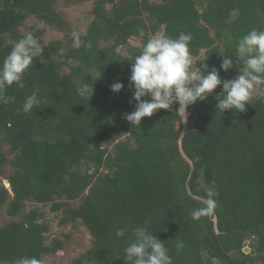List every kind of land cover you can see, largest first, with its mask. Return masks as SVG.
<instances>
[{
	"label": "trees",
	"instance_id": "trees-1",
	"mask_svg": "<svg viewBox=\"0 0 264 264\" xmlns=\"http://www.w3.org/2000/svg\"><path fill=\"white\" fill-rule=\"evenodd\" d=\"M93 1L82 45L63 53L62 40L44 44L40 29L35 37L44 47L42 56L25 73L24 87L6 88V102L0 101V176L6 175L13 191L11 196L0 177V206L7 203L9 215L22 216L0 223V264L23 256L43 264L44 256L63 252L65 239L48 242L45 213L23 212L27 200L51 203L63 225L81 220L87 227L92 245L71 264H125L124 248L137 226L164 242L172 264H207L212 257L221 264H264V85L244 112H216L212 94L185 108L191 128L184 129L178 103L134 128L125 119L135 107L129 103L132 61L124 59L138 55L149 36L176 38L183 32L192 36V55L204 50L197 68L207 58L209 69H220L224 56L235 64L239 38L264 30V0ZM56 3L0 0V62L24 36L20 26L29 15L67 27ZM88 41L90 48L84 46ZM93 67L103 71L97 81L88 75ZM236 74L235 67L220 69L222 79ZM113 82L125 87L115 93ZM83 83L94 87L92 97L78 95ZM221 90L222 85L215 92ZM33 91L45 102L28 114L18 112ZM6 164L12 168L8 174ZM212 182L217 208L194 220L191 213L204 207V186ZM247 239L256 254L243 251ZM176 240L184 243L179 253Z\"/></svg>",
	"mask_w": 264,
	"mask_h": 264
},
{
	"label": "clouds",
	"instance_id": "clouds-1",
	"mask_svg": "<svg viewBox=\"0 0 264 264\" xmlns=\"http://www.w3.org/2000/svg\"><path fill=\"white\" fill-rule=\"evenodd\" d=\"M139 32L141 36L145 35L142 28ZM191 40L192 36L183 32L176 38L155 34L149 36L138 55L124 58L132 61L128 87L133 94L129 103L135 102L134 110L125 113V119L134 128L141 125L143 118L151 117L160 109H171L175 103L180 105L179 108L187 109L189 105L204 101L212 94L217 100L216 112L224 114L226 110L233 109L244 112L255 87L264 85V30L254 28L239 38L233 53L235 64L232 57H223L220 69L225 72L234 67L237 69L233 79H222L220 69L215 66L209 69L208 64L204 63L207 58L198 69H193L189 48ZM82 43L81 34L74 33L73 46L79 48ZM84 46L90 48L91 42ZM43 52L39 38L31 33L22 36L11 46V51L0 62V101L6 102L3 95L6 88L13 84L24 87L25 73ZM87 71L93 81L103 76V71L95 67ZM221 85L222 90L216 93L215 90ZM124 87L122 82H113L110 90L119 93ZM76 90L82 98L92 97L94 93V87L88 83L79 84ZM44 102L38 92L33 91L17 111L28 114ZM204 191V207L192 211L194 220L211 216L217 208L215 182L205 185ZM132 236L134 239L124 248L125 264H172L169 249L146 227H134ZM183 248V241L176 240L177 253ZM13 264H41V261L35 256H23L15 259Z\"/></svg>",
	"mask_w": 264,
	"mask_h": 264
},
{
	"label": "rangeland",
	"instance_id": "rangeland-1",
	"mask_svg": "<svg viewBox=\"0 0 264 264\" xmlns=\"http://www.w3.org/2000/svg\"><path fill=\"white\" fill-rule=\"evenodd\" d=\"M94 5L93 0H57L56 7L58 10L62 11L67 20L68 25L64 29H60L56 26H52L47 24L44 21L39 20L35 16L29 15L24 23L20 26V31L26 35L28 33L33 34L34 36L39 34L40 29H45L43 34H39L44 44H48L50 41L55 39L62 40V52L66 53L69 49L73 47V34L74 33H84L90 23L93 20L92 8ZM109 6V5H108ZM162 33V32H161ZM160 34V33H159ZM134 45H140V39L136 37H132L129 40ZM10 42V40H9ZM121 50V48H120ZM123 50V49H122ZM204 53V50L200 52L199 55H192L193 59V69H198L196 67V62L199 60ZM67 69V67H65ZM68 70V69H67ZM260 94V87L256 86L251 98L256 97ZM182 118H183V126L184 129L191 128V124L189 122V115L187 114V110L183 107L180 108ZM128 138L125 136L123 139ZM95 143V141H94ZM106 146L103 143V146ZM9 145L5 144L3 146V150L8 152ZM112 150L113 145L109 146ZM9 157H11L9 155ZM83 165V167H85ZM6 174L12 171V168L9 164L5 165ZM3 177L2 184L7 187L11 196H13V191L11 190L10 183L7 184L6 175H1ZM74 204H77L75 201ZM8 204L5 203L0 206V223L5 224V222L15 219L19 220L22 216L19 214L16 217H13L7 212ZM33 208H38L43 211L46 215V220L50 222V232L48 233V242H50L54 237H61L65 239L66 244L64 246L63 252L58 254H50L46 255L43 258V264H71V261L79 256L81 253H84L88 250V248L92 245V236L88 231L87 227L81 220H77L75 222H69L65 225L60 223L61 213L52 210L51 203L43 204L31 200L26 201V205L24 207L23 212H27ZM252 244L251 248H254V242L251 239H247L244 244V248ZM243 248V251H244ZM250 251V250H249ZM250 253V252H246ZM207 264H221V260L219 258L212 257V259ZM84 264H95V263H84Z\"/></svg>",
	"mask_w": 264,
	"mask_h": 264
},
{
	"label": "water",
	"instance_id": "water-1",
	"mask_svg": "<svg viewBox=\"0 0 264 264\" xmlns=\"http://www.w3.org/2000/svg\"><path fill=\"white\" fill-rule=\"evenodd\" d=\"M10 183L7 179V184ZM252 244L244 248V252H250L251 254H256V250L254 248H251ZM250 250V251H249Z\"/></svg>",
	"mask_w": 264,
	"mask_h": 264
}]
</instances>
